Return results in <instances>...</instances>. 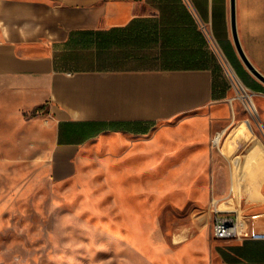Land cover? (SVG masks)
Here are the masks:
<instances>
[{"label":"crops","instance_id":"1","mask_svg":"<svg viewBox=\"0 0 264 264\" xmlns=\"http://www.w3.org/2000/svg\"><path fill=\"white\" fill-rule=\"evenodd\" d=\"M235 13L264 75V0H235ZM211 44L264 88L236 52L231 0H0V126L26 150L103 146L107 173L141 168L172 133L220 125ZM200 264H264V239L217 240Z\"/></svg>","mask_w":264,"mask_h":264},{"label":"rangeland","instance_id":"2","mask_svg":"<svg viewBox=\"0 0 264 264\" xmlns=\"http://www.w3.org/2000/svg\"><path fill=\"white\" fill-rule=\"evenodd\" d=\"M210 53L225 92L220 125L172 133L141 168L107 173L103 146L26 150L19 128L0 126V264H200L217 241L216 207L264 223V202L249 199L264 195V89L247 87L216 45Z\"/></svg>","mask_w":264,"mask_h":264},{"label":"built area","instance_id":"3","mask_svg":"<svg viewBox=\"0 0 264 264\" xmlns=\"http://www.w3.org/2000/svg\"><path fill=\"white\" fill-rule=\"evenodd\" d=\"M225 131L215 133L211 140L212 150L221 149ZM213 236L220 241H245L264 239V233H258L256 221L260 214L239 215L237 212L214 210Z\"/></svg>","mask_w":264,"mask_h":264},{"label":"water","instance_id":"4","mask_svg":"<svg viewBox=\"0 0 264 264\" xmlns=\"http://www.w3.org/2000/svg\"><path fill=\"white\" fill-rule=\"evenodd\" d=\"M231 24H232V36H233L234 46L242 64L245 66V68L252 76H254L256 79H258L261 83L264 84V75L260 73L250 62L238 38L237 27H236L235 0H231Z\"/></svg>","mask_w":264,"mask_h":264},{"label":"trees","instance_id":"5","mask_svg":"<svg viewBox=\"0 0 264 264\" xmlns=\"http://www.w3.org/2000/svg\"><path fill=\"white\" fill-rule=\"evenodd\" d=\"M196 58H202V57H189V59H192V60H196ZM204 58V57H203ZM229 58V60H230V62H231V64H232V66L234 67V69L236 70V72H237V74H238V76L240 77V79L245 83V85L247 86V87H249L250 89H252L253 91H257V92H260V91H262L264 88L262 87V88H256V87H254L253 85H251V83L249 82V80H248V78H247V76H249L247 73H245L244 71H243V69L241 68V66L237 63V61L233 58V57H231V56H229L228 57ZM188 66H191V65H188ZM204 65H199V64H195V65H192L191 67H197V68H200V67H203ZM225 95V92L223 93V96Z\"/></svg>","mask_w":264,"mask_h":264},{"label":"bare ground","instance_id":"6","mask_svg":"<svg viewBox=\"0 0 264 264\" xmlns=\"http://www.w3.org/2000/svg\"><path fill=\"white\" fill-rule=\"evenodd\" d=\"M231 75V74H230ZM237 85H238V89H241L242 91H244L245 93H246V91H245V89L243 88V86L239 83V82H237L236 83ZM236 88V87H235ZM246 97L248 98V99H250L251 98V96L249 95V94H247L246 93ZM247 99V100H248ZM227 134V133H226ZM244 135V134H243ZM239 136V135H238ZM234 145V144H233ZM233 147V146H232ZM231 147V148H232ZM249 197V196H248ZM249 199H252V200H261V201H263L264 202V195H263V193L262 192H260V190L259 189H256L255 191H253V193H252V195L249 197ZM251 204H254L253 203V201H252V203ZM200 221V220H199ZM205 221V220H204ZM203 221V222H204ZM200 225V224H199Z\"/></svg>","mask_w":264,"mask_h":264}]
</instances>
